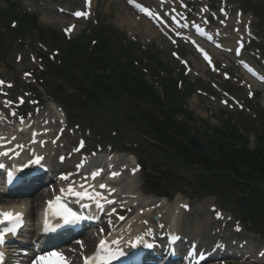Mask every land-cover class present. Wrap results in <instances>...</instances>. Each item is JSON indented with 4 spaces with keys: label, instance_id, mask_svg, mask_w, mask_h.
<instances>
[{
    "label": "rangeland",
    "instance_id": "1",
    "mask_svg": "<svg viewBox=\"0 0 264 264\" xmlns=\"http://www.w3.org/2000/svg\"><path fill=\"white\" fill-rule=\"evenodd\" d=\"M11 1H16L22 9L28 11L29 13L37 15L38 22L44 27L52 30L54 33L61 34L63 28L68 26L70 23H74L73 32L70 33L73 38L76 35L82 33L84 29L89 25V21L87 22L85 19H80L74 22H72L71 19L70 12L74 9L80 8L82 0H46L45 2L41 0ZM140 1L152 7L158 13L161 12L163 21L165 23H170L167 15L163 14L166 11H169L167 6L156 4L155 0ZM173 1H175L174 6L177 11H183L187 14V17L189 19L187 20L188 22H192L198 26H203V21H207L210 26L222 27L223 25L215 22V18H217V21H222L223 24H230L225 27L224 33H222V35H227V37L229 38L235 37L238 34L243 36L245 44L243 55L238 59L232 57V47L228 49L230 51L223 50L215 52L211 51L213 50L212 48H210V50L208 48H205V50L207 51V56L209 58L205 59V55L195 51L189 45L187 40H179L173 42L165 37L161 33L160 29H158L157 27H155L154 29L149 23H147V20L141 18V16H139L138 13L135 12L134 9H132L127 4V0H92V5H90L89 7L92 9L89 20L93 19V16L96 13V15L102 17L110 26L116 28L119 32L126 34L125 36L128 39L137 41L136 43L144 48L151 49L155 56L165 64H167V66H169L171 69H173L174 72L186 70L188 77L192 81H201L199 82V85H202V90L205 91L206 89H210V84H213L216 88L215 92L217 94L210 95L203 91L202 93H197L196 91L192 95V97L187 100L186 108L193 112V116L197 126L202 125L204 127L206 124L213 126L222 123V121L225 122V120L227 119H229L230 121L233 120V123L241 125L244 118L233 115L238 107H233L232 109H230L227 105H223V99H228L227 94L224 93V91H229L230 94L238 98L243 97L244 99V95L249 96V94L255 91L254 93L258 94V101L264 108V84L253 86L246 75L241 71L240 67L236 64L237 60H249L255 63L260 71L264 72V29H256L258 33L257 35H255L252 33L250 27L244 29L241 27V25L236 24V16H238L239 19L247 22L251 21L252 17L248 15L251 13L249 11H246L243 15H238V11H236L235 9H237L238 7L241 8L242 6H245L246 8V1H251L255 5H263L264 7V0H236V2H232L229 4L224 3L225 5H223V3L218 0ZM184 5L187 7L186 9L183 8ZM2 7H4V3ZM58 7L64 9V12L57 11ZM66 10L68 11L67 13L65 12ZM7 16L9 15H7L6 13L1 12L0 14L1 43L4 44L7 49L4 56L5 63L0 62V77L4 78L3 80L5 84L4 87L0 88V91L2 92V95H0V102L4 103L3 100H6L9 101L10 105H12L15 101V96L18 94L24 97V102L27 106L25 110L28 111L33 109L32 104L35 103V93L32 90L30 91V85L35 88L36 92L39 94L40 98L38 99V101L41 103L45 101L43 103L44 111L52 112L53 107L56 106H53V104L51 103V98L45 94L44 89L40 86L42 85L40 77L45 78L46 75L40 73L39 71L42 70L44 66L43 63H41L42 61L38 58L40 55L47 57L49 53L53 54L51 50L52 48L49 47L46 43H38V41L34 37H27L14 31L17 29V26L14 28L10 27L9 23H6L5 17ZM226 16H228V18L225 20ZM23 41L25 43H22ZM36 51H38V53H36ZM174 52L178 55L177 59L173 57ZM52 60H54V58ZM50 61L47 60V63H49ZM37 66L39 68H37ZM31 70H33L34 80L31 79V77L23 76L27 73V71L30 72ZM66 90L68 89L66 88ZM211 91L212 92L210 93L214 92L213 89H211ZM97 107L98 108H96L93 114L94 118L92 117V114L89 113L91 111H86L87 114L85 116L89 117L90 122H81V120L78 118L82 117V111L78 110V112H76L78 118L74 119L73 122L81 126L77 127L78 129H80L81 133L79 132V134L73 135L69 133L70 130H66L63 139H65L67 143H71V146H73L76 142L77 136L81 135L85 138L86 135V137L88 138V148H94L96 147V145H100L99 147L102 148V153H106V151H109V149L106 148L105 144L112 143V145H114V148L117 150L115 157H119L122 160L134 158V156L131 154L133 150L131 147L133 146L136 151H139L141 147L140 152H143L146 149L154 151L153 148H149L145 144H140V146L135 141V134L134 132H132V126H128L129 121L124 120L126 107L117 102L115 98L105 97ZM0 110L6 111L7 109H4V107L1 106ZM23 110L18 108V111ZM247 112L243 114V116L245 115L244 117L246 119L247 115H249L250 113L249 111ZM104 115H106V117H104ZM51 116H53L52 113ZM107 116L109 118V124H117L115 126H109ZM117 117L120 121L117 119ZM112 118L117 119V121L113 120ZM51 119L53 120V118ZM87 126L91 129L89 135H87L88 133L87 131H85V128ZM194 131L195 130H193V132ZM119 132L123 133L120 140L122 141V143L111 139V137H114V139L118 137V135L120 134ZM194 134L196 136H199L200 133L194 132ZM250 139L251 141L253 140V135H250ZM121 148H126L131 152L127 150H120ZM161 161L162 160L160 159V157L155 155L150 157L149 159H146L143 165H163L161 167L164 168L166 164L162 163ZM140 173L138 172L137 175H134L131 184L135 187V190L139 189L140 191H144V188L142 186L143 179ZM123 176L119 178V181L116 184H119L120 182L121 185L118 187L121 189H126L129 187V184H127L128 182L126 180H121L123 179ZM190 194L188 193V190L183 186L179 187L177 189V193L173 197L167 199V203L169 204L172 201H175L176 198L180 197V199L190 204V209L187 212L185 211V217H183L181 222H184L185 224L187 223L191 228V232L196 233V230H194V224L196 221H201L202 226L200 228V237L203 240L206 239L209 232H215V229L211 230V227H214L217 229L218 235H223L224 237L233 235L236 236L238 240L244 238L246 241H248V243H250L252 248L254 247V250L260 247H264L261 241H259L255 235L252 236L250 232L249 235L246 232L247 230L245 228L244 229L246 231L243 229L242 231L234 232L233 227H230L232 223L229 226L225 227L223 225V222L221 223L222 219L221 221L217 220V215H214L215 213L210 211L209 207L214 206V208L216 207L218 209L217 206H219L221 210H218L221 211V214L224 217L223 219H226L229 214H227V210L219 205L214 197L205 194L201 195L199 193L196 195L192 192ZM149 195H151L150 197H152L153 200L154 198L156 199L155 195ZM164 205L165 204H163V206ZM172 205L173 203L170 205L171 212H173ZM138 206L140 208V205ZM163 210L166 214V211L169 210L168 205L166 207H163ZM230 214L232 215V213ZM137 216L141 218L139 215ZM146 219L148 218L146 217L144 220ZM125 223L127 222H124V224ZM198 225L200 226V224ZM253 258L244 261H238L237 259L229 260V262L226 264H264V258L256 259V262H254ZM208 264L216 263L210 262Z\"/></svg>",
    "mask_w": 264,
    "mask_h": 264
},
{
    "label": "trees",
    "instance_id": "2",
    "mask_svg": "<svg viewBox=\"0 0 264 264\" xmlns=\"http://www.w3.org/2000/svg\"><path fill=\"white\" fill-rule=\"evenodd\" d=\"M13 5L10 4L12 9ZM258 13L264 17V10ZM18 15L19 31L34 32L41 39H47L46 30L33 17L26 13ZM92 40L94 45L90 46ZM123 40L99 23V28L95 27L82 40L68 42L60 51L59 63L48 65L51 76L62 79L72 89L70 95H65L61 85H51L56 98L69 104L75 97H82L88 101L87 106L97 105L100 95L123 101L145 127L141 132L136 127L137 132L158 142L165 149L161 151H167L169 157L176 153L186 156L199 170L193 171L194 180L173 173L168 179L163 174L146 175L148 189L167 194L166 186L179 183L193 192L213 194L239 219L250 223L254 232L264 236V115L254 111L255 118L247 123L246 129L232 122L206 125L204 139L214 149L210 158L200 156L185 143L191 131L190 122L195 120L184 105L196 83L182 75L173 78L171 71L151 51ZM146 73L155 79L154 83L145 77ZM249 133L255 134L253 148H249Z\"/></svg>",
    "mask_w": 264,
    "mask_h": 264
},
{
    "label": "bare ground",
    "instance_id": "3",
    "mask_svg": "<svg viewBox=\"0 0 264 264\" xmlns=\"http://www.w3.org/2000/svg\"><path fill=\"white\" fill-rule=\"evenodd\" d=\"M166 1L167 0H163L162 2H166ZM234 42L235 41L230 40V41H228L226 43V46L230 47L232 44H234ZM56 107H53V116H51L53 118H54L55 114H58V116H59V113H61L59 107H58L59 110ZM50 109H52V108H50ZM43 116H44V113L42 111L39 114H37V116L35 118V121L31 120V122L30 121H28L26 123L25 122H22L21 125H20L21 126L20 128H22L23 129L22 131L25 132L24 135H22L20 133H17L15 131H13L12 129H5L4 130V129H1L0 128V142L3 139L5 141L8 140L9 141V144H7L6 146H4L5 148H7V149H9L11 151H16V150L19 149V150H21L19 152H22L23 155H24L25 154V150L27 148L25 146V145H27V142L29 140H33V141L38 140V143L40 142V146H42V144L44 146L42 148L44 149L43 150V154L46 155V159L52 164V167L57 168L56 172L57 171L58 172H61L62 171L60 174H63V175L71 174V176H69L65 180V182L61 181V179H58V181H59L58 182V187H61L62 186L64 188L66 186H63V184L72 183L71 181H72V177H73V172L76 169L75 168L74 169H69V166H71L73 164V161L74 160L76 161V158L78 159V155H76V153L73 151L70 154H65L64 161L63 162L57 160L59 158L60 154H61V149H60L61 146L60 145H62V143H61L62 142V140H61L62 139V134L59 135V133H58L59 129L57 130L58 127H54V126H60L59 125V121H60L59 119L60 118H63V116H59V118L57 117L58 119H55L54 118L53 119L54 121L51 124L49 123V125L47 124L48 123V120L45 121L44 120L45 117H44V119H42L41 125H39L38 122L40 121V119ZM0 120H1V114H0ZM61 120H63V119H61ZM57 122H58V124H57ZM33 129L36 130V133L39 131V129H42L43 132L46 129L47 131L45 133H43V139H45V138L47 139L48 138L49 141L48 142H43L42 140L39 141L40 136H36L34 133L28 132L29 130H33ZM55 138H57V141H56V144H53L52 143V139H55ZM5 148H1V149H5ZM37 150H40V149H37ZM55 153H56V155H55ZM54 158L56 159L55 162H54V160H55ZM102 160L104 161V159H102ZM107 160H105V161H107L106 163H107V165H109L112 161H110L109 159H107ZM44 163H45V161H44ZM86 168H87V166H83L82 171L83 170H86L88 172V170H87L88 168L87 169ZM97 168H99V166H97V167L95 166V168L94 169H91V171H95V170H97ZM117 169H120L121 172H119V175L115 176L114 178H112V179H110L108 181L105 180V184H106L105 186L106 187H105V189L103 191H98V189H97V187L99 186V184L103 183L102 176L98 175L94 180H90L89 178H87V177H85L83 175H80L82 173V171L79 173L78 177L76 178V180H77L76 186L77 185H80V186L83 185V187H86V189H87V191L89 193H94V191H97V193H99L100 195H102V194L105 193V198L103 199V201H105V200H111L112 198H117V197L120 199L121 198L120 193L125 192L126 189H127V193L128 194H131L132 197H130L129 199L126 198L127 200H125V205L127 206L129 204V202H130L134 206H136L137 209H140L141 207H143V208L146 207V208L150 209V207L148 206V204H151L153 206H156L158 204L159 201H157V200H153L151 198H146V197H139L137 195V192L135 190V187L132 186L131 182H128L127 183V184H129V187L126 188L125 191H120L118 189L119 188L118 185L120 186V183L119 184H116V183L119 181V178L121 177V175H124L125 177H126V175L124 174V171L120 167H118ZM84 173H86V172H84ZM45 176L46 175H44V176L42 175L43 178L41 180H44ZM87 186H88V188H87ZM37 189H38V187L37 188L35 187L33 189V192L35 190H37ZM73 189H76V187L73 186ZM110 191H111V193L109 194L110 197H108V195H106V193L107 192H110ZM138 193H139V190H138ZM131 195H127V196H131ZM133 197L137 198V200H134L135 198H133ZM42 198H43V194L41 192H36L33 197L28 196V197H26L24 199L26 201V203H28V205H29L28 209L26 210V214H27L26 216H27V218H29L30 216H32L31 212L33 211V208H34L33 205H34L36 199L37 200H41ZM8 201H9L8 199H5L4 197H1L0 196V205L6 203ZM122 201H123V199L119 202L120 205H121ZM172 203H173V205H172L173 212L172 213L170 212L171 219L169 221V224H170V229L173 232V230L174 231H176V230L178 231L179 230L178 227L176 225H174V222L176 221V219L178 218V216H179L178 220L180 219L181 216H184L185 213L183 215H180V214H182L181 204H183L185 202L182 201V199H180V197H179V198H176L175 201L172 202ZM136 204L140 205L141 207L139 208V206H137ZM170 205H168V208H170ZM20 208L13 207L14 210H16V209L21 210L22 208L21 209ZM169 210L171 211V208ZM0 211H4L3 207H1V206H0ZM90 211H91V213L93 212L94 215H97V212L98 211L96 209L95 210L90 209ZM95 211H96V213H95ZM166 213H169V212L166 211ZM174 215H176V217ZM124 219L123 220L125 222H127L129 220V215H127ZM124 221H121V222H119L118 220L116 221L115 216H113L111 214H108L107 215V224L104 225L103 234H106L105 236H108V235H110L111 231H113V230L116 231V229L122 228L121 231L120 230L116 231V234L115 235H112V236H116V237L119 238V239H117V243L118 244H122L124 241H129L130 240V236L131 235H134V233L136 232L137 224H139L140 218L136 215V216L132 217V219L128 223H125L124 224ZM134 221H136V224H133ZM198 224H200V226ZM196 226H197L196 233L190 232L192 235H188L189 236V239L186 237L187 233H184V237L182 238V242H183L184 247H187L189 245V243H191V242H193V241L196 240V236H199L200 235V228L202 226V222L196 223ZM212 229H216V228L211 227V230ZM215 237L216 236H212L210 234V232H209L207 234V237H206L205 240H202L200 242L198 240L199 246L200 247H204L205 248V251L207 250L208 252H210V255H209V257L207 259H209V258L212 259L215 256V254H217V253H214V251H211L210 250V249H213V247L215 246L214 245L215 243L213 241ZM220 255L223 256L224 254L222 253ZM180 260L181 259L176 260V261H180ZM174 264H176V263H174ZM200 264H206V263H200Z\"/></svg>",
    "mask_w": 264,
    "mask_h": 264
},
{
    "label": "snow or ice",
    "instance_id": "4",
    "mask_svg": "<svg viewBox=\"0 0 264 264\" xmlns=\"http://www.w3.org/2000/svg\"><path fill=\"white\" fill-rule=\"evenodd\" d=\"M144 10V9H142ZM76 16H86L87 13L84 12H76ZM205 59H209L207 54H205ZM2 83V82H0ZM4 155H7V153H3ZM43 159V157H36L34 160L29 161V163L39 164L40 161ZM0 167H3V165H0ZM135 171V169L133 170ZM99 173H93V177L97 176ZM119 175V173L113 172L112 176L115 177ZM12 173H9V178H11ZM62 179H67V176L61 177ZM83 187V185H81ZM101 188L106 187L105 185H100ZM61 193H65V189L60 190ZM67 195L77 196L81 199L87 198L90 200H94L96 203L97 208H102V205L100 203V200L103 199L102 196H100L99 193H89L87 191L79 192L75 191L71 186L67 189L66 192ZM48 205V212H50L54 216L60 217V219L63 221L64 224H76L81 219H83L82 216L78 215L76 212H73L72 209L68 208L64 203L61 202V197L57 196L54 200H50L47 202ZM185 208H187V205H184ZM219 215V214H218ZM0 224L4 223L5 221H8L11 226L8 228L0 229V245H3L6 241V237L8 235H15L17 230L23 225V213H13V212H2L0 211ZM123 219V217H121ZM59 227V224L57 225ZM50 229L47 221L45 222L44 231L48 232ZM239 230V229H237ZM138 243H142L143 241L141 238H137ZM113 243H116L113 241ZM81 247L83 245L81 244ZM132 247H136V244H132ZM147 247H151V245H147ZM125 253L119 249H116L113 251L110 249L109 245L105 240H101L99 243V246L97 248L96 254L92 257H85V264H111L112 260H115L121 256H124ZM261 255H264V253H261ZM0 264H4V254L0 252ZM31 264H68L67 259L58 252H49L42 255H38L35 257L34 260H32Z\"/></svg>",
    "mask_w": 264,
    "mask_h": 264
},
{
    "label": "water",
    "instance_id": "5",
    "mask_svg": "<svg viewBox=\"0 0 264 264\" xmlns=\"http://www.w3.org/2000/svg\"><path fill=\"white\" fill-rule=\"evenodd\" d=\"M0 58H2V55H0ZM187 145L198 149L201 153L205 155H209V152L207 151V144H200L199 142L195 141L192 136H189L187 140Z\"/></svg>",
    "mask_w": 264,
    "mask_h": 264
}]
</instances>
